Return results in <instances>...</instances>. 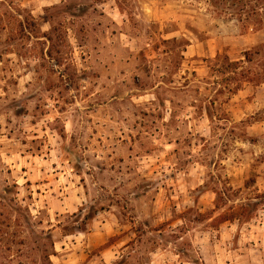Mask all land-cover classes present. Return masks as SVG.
Returning a JSON list of instances; mask_svg holds the SVG:
<instances>
[{"label":"rangeland","instance_id":"374dc122","mask_svg":"<svg viewBox=\"0 0 264 264\" xmlns=\"http://www.w3.org/2000/svg\"><path fill=\"white\" fill-rule=\"evenodd\" d=\"M47 1L0 0V264L264 263V205L218 220L264 191V0Z\"/></svg>","mask_w":264,"mask_h":264},{"label":"trees","instance_id":"16d2710c","mask_svg":"<svg viewBox=\"0 0 264 264\" xmlns=\"http://www.w3.org/2000/svg\"><path fill=\"white\" fill-rule=\"evenodd\" d=\"M251 201L248 203L239 204L236 206H229L222 214L218 216V220H241L242 218H252L256 214L259 205H264V191L257 192ZM219 208V206H216ZM251 209V210H250Z\"/></svg>","mask_w":264,"mask_h":264},{"label":"crops","instance_id":"0c3cea01","mask_svg":"<svg viewBox=\"0 0 264 264\" xmlns=\"http://www.w3.org/2000/svg\"><path fill=\"white\" fill-rule=\"evenodd\" d=\"M43 1H46L44 2V5H48L47 0H43ZM97 2H98L97 6L103 12V14L107 17L110 16L111 23H114V21L115 23L119 21L123 22L122 20L123 17L129 14L128 6L124 3L123 0H99ZM117 18L118 20H116ZM191 45L192 44L190 43L187 44L188 47ZM145 94L147 95L148 93H145ZM152 94H155L154 91L152 92ZM259 246L261 247V251L264 252V234H262L260 238ZM261 264H264V263H261Z\"/></svg>","mask_w":264,"mask_h":264}]
</instances>
